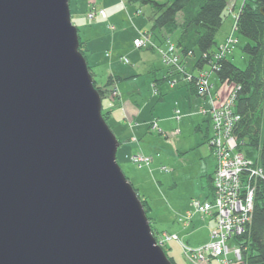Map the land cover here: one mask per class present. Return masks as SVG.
Listing matches in <instances>:
<instances>
[{
    "label": "water",
    "instance_id": "1",
    "mask_svg": "<svg viewBox=\"0 0 264 264\" xmlns=\"http://www.w3.org/2000/svg\"><path fill=\"white\" fill-rule=\"evenodd\" d=\"M79 47L69 0H0V264H172Z\"/></svg>",
    "mask_w": 264,
    "mask_h": 264
},
{
    "label": "rangeland",
    "instance_id": "2",
    "mask_svg": "<svg viewBox=\"0 0 264 264\" xmlns=\"http://www.w3.org/2000/svg\"><path fill=\"white\" fill-rule=\"evenodd\" d=\"M111 1H108V4ZM123 1L126 3L135 24H141L146 28L152 26L149 17L152 15L153 10L151 6L142 5L141 2L138 5H133L131 0H115L118 5L116 11H118L120 18L119 28L122 29L116 36L119 42L128 48L133 40L134 30H132L129 19L123 11L126 10ZM244 1L227 0L224 23L217 34L216 46L213 48V51L216 52L227 38L230 36L237 38L239 44L228 57L241 70H245L248 65V56L243 52L247 40L235 31V25L237 15ZM86 2L87 0H69V9L70 13H72L74 26H78L82 33L87 30V38H90L91 42H93L91 38V29L93 28L108 29L111 34H115L117 32L116 25H112L109 19L108 22H90L87 19ZM100 3L101 1L98 0V6H100ZM140 7L144 14L142 17L137 18L134 13ZM127 25L130 30L126 29ZM177 36L172 38L171 43H176ZM106 44L107 41L103 40L101 43L102 52ZM167 46L168 43L163 44L161 50L165 51ZM79 51L82 54L80 47ZM194 51V56L185 59V72L198 76L200 72L195 70V63L201 57V53L197 48ZM131 59L137 64L143 63L149 70L143 72L142 76L127 81L119 87L124 101H130L128 105V116L130 119L127 123H122V127L117 125L116 121L121 113L118 109L117 100L111 96H107L102 105V114L103 107L114 110L112 117L110 116L108 121L103 118L120 144L118 159L121 169L128 181L132 183L130 184L134 189L148 202L149 208L147 211L144 209L146 215L154 220L153 227L155 230L159 232L168 231L182 237L183 234L187 236V233H189L191 234L192 245L197 243H200L199 245L206 244L211 239V232L217 227L214 224L215 221H212L214 217L211 216V213L205 215L198 212L195 213L190 221V228L180 224V220H176L193 209V200L201 201L205 199L208 190L207 176L211 175L216 169V162L211 157V150L206 142L207 136L212 135L211 121L209 117L203 116L202 112L198 111L197 114L193 112L190 115L185 112L186 98L182 94V91H186L184 75L178 73L170 74L169 69L162 62V55L159 50H142L131 56ZM210 70V66L205 67V71ZM96 72V80L101 86L106 82L108 75L103 68L97 69ZM168 76L175 83V86L172 87V85L164 81ZM210 81L215 84L213 94L219 93L220 100L218 102H224L231 92L232 86L221 84L215 74L210 77ZM154 85H156L155 88L153 87ZM139 91L141 92L140 97H133ZM176 103L179 104L183 114L180 121L177 122V119L161 121L156 118V113L161 107L166 104L174 107ZM156 119L160 129L163 130L162 134L159 131H150L144 125L131 129L129 127L130 124L153 122ZM168 134L169 138H167ZM133 136H137L139 140V143L132 147L135 151L131 147L130 149L126 147L127 149L123 152L122 146L126 145L124 140L128 141L131 137V140H133ZM127 137L129 138L127 139ZM121 142L123 143L122 146ZM136 153L150 156L152 158L151 166L139 168L124 157L125 154ZM164 168L170 171L166 172ZM194 230L196 231L195 233ZM179 244L180 241L177 239L176 243L165 248L169 256L168 259L172 264H222L217 260L213 263L212 257L208 254L203 255L201 252L196 255L198 258L195 255L192 257L186 253L183 254ZM170 246H172L171 249ZM227 246L229 258L233 259V249L235 247L238 248V243L235 240L230 241ZM231 264L239 263L233 261Z\"/></svg>",
    "mask_w": 264,
    "mask_h": 264
},
{
    "label": "trees",
    "instance_id": "3",
    "mask_svg": "<svg viewBox=\"0 0 264 264\" xmlns=\"http://www.w3.org/2000/svg\"><path fill=\"white\" fill-rule=\"evenodd\" d=\"M138 1L142 5L151 6L153 13L149 18L152 24L150 32L161 42L178 35L176 44L184 60L195 55V48L200 51L201 57L195 63V70H198L200 74L196 76L178 73L184 75L186 91L191 97L206 96L209 86L215 89L214 83L209 84L213 74L217 76L221 84L232 86L228 96L232 92L235 94L234 106L242 117L238 126L234 128L233 134L240 143L245 145L246 157L258 160L264 171V16L261 12L264 6L263 0H245L237 15L235 31L247 40L243 48V52L248 56V65L245 70L239 69L221 50L216 51V54L213 51L217 34L224 23L227 0H163L165 3L154 0H131L132 4ZM78 31L81 52L87 58V55L93 54V50L87 47L81 29ZM234 38L230 36L227 42ZM215 55L218 59L214 60ZM206 66H210L211 70L205 71ZM89 69L94 78L95 87L104 101L107 96H110L112 92L110 89L122 80L109 77L107 83L100 87L96 80L95 69L91 66ZM216 95L218 97L216 104L226 103L227 98L224 102H218L219 93ZM108 109H103L106 121L110 119L112 113ZM151 131L157 130L151 129ZM130 139L124 140L126 145L122 146L121 142L123 152L127 149L126 147L130 149L137 145L131 143ZM132 149L135 151L134 148ZM213 180V174L207 176V200H213L215 192ZM259 186L252 224L247 228L245 235L236 236L234 239L238 243V248L244 252L242 264H264V180L259 183ZM143 205L146 210L149 208L146 200L143 201ZM149 221L153 231L157 233L158 231L153 227L154 220L149 218ZM234 240L229 239L227 242Z\"/></svg>",
    "mask_w": 264,
    "mask_h": 264
},
{
    "label": "built area",
    "instance_id": "4",
    "mask_svg": "<svg viewBox=\"0 0 264 264\" xmlns=\"http://www.w3.org/2000/svg\"><path fill=\"white\" fill-rule=\"evenodd\" d=\"M103 18L105 11H100ZM94 15H90L93 18ZM137 47L143 45L141 39L135 41ZM213 118L218 131V137L213 141L214 154L218 160V171L216 174V204H200L194 202L195 213L210 214L213 209L218 211L217 228L213 234L214 242L206 249L188 251L190 256L208 254L215 258L225 253V246L229 239L245 233L247 223L251 221L254 213V202L257 193V183L264 180V172L245 159L241 154L234 153L235 142L229 139L234 127L239 123L241 117L234 115L230 105L213 110ZM136 163L149 165L150 160L144 157L135 158ZM165 241H171L176 237L163 236ZM236 257L241 260V252H236ZM196 258H198L196 256Z\"/></svg>",
    "mask_w": 264,
    "mask_h": 264
},
{
    "label": "crops",
    "instance_id": "5",
    "mask_svg": "<svg viewBox=\"0 0 264 264\" xmlns=\"http://www.w3.org/2000/svg\"><path fill=\"white\" fill-rule=\"evenodd\" d=\"M100 1H101L100 6L105 7L108 10L109 22L112 25H116L115 27L117 28V32L115 34H113L114 40H112L111 39L112 34L108 31V29L104 30V29H94L93 28V29H91V38L93 39V42H91V39L87 38V30H85L84 36H83L84 41L87 43V47L90 48L91 50H93V54L88 55L87 59H88L89 65L91 67H93L95 70H97L99 68H103V70H105V73L108 75V78L113 77V78L121 79L122 81L120 83L115 84V86L119 89V87L123 83L142 76L143 72L148 71L149 68H146L143 65V63L137 64L134 61H132L131 56L138 53V52H135L133 50L132 42L130 43V46L128 48H126L125 46L122 45L121 42H119V39L116 36V34L118 32H121L122 29L119 28L120 18H119L118 11H116V8L118 7V5L116 4L115 0H112L113 4H112V1H111V3L108 4V1H110V0H100ZM155 1L163 2V0H155ZM97 21H99V20H97ZM138 28L140 30L146 31V30L150 29L151 27L146 28L145 26L140 24V25H138ZM126 29H129L128 25H127ZM133 37H134V34H133ZM103 40L107 41V44H106V46L102 52L101 51V47H102L101 43ZM122 58L127 59L129 61V63L128 64L124 63L121 60ZM140 93L141 92L139 91V93L135 94L133 97H135V98H138V96L140 97ZM182 94L186 98L185 110L188 111L189 108L191 107L190 111L193 110L194 112H197L198 111V101H195V100L193 101V99L191 100V98H188L189 96L187 94V91H182ZM116 102L118 104V109L120 110V113H121V115L117 119L116 123H117V125L121 126L122 123L123 124L127 123V122H124V120H123L124 118H127L126 119L127 121L130 119L128 116V105H129L130 101L125 102L123 99V102L122 101H116ZM174 108L175 107H173V105L172 106L169 104L164 105L163 107H161L157 111L156 118L160 119L161 121H165L167 119H173ZM122 109H123V111H122ZM109 110L114 112V110L111 108H109ZM112 115H113V113H112ZM145 123H147V122H145ZM195 232L196 231L194 230V233ZM178 236L182 239V241L185 244L189 245L190 247H199V246L205 245V243L201 244V245H199L200 243H197V244H193V245H197V246H193L191 244V239H190L191 234H189V233H187V236L184 234H183V237L181 235H178ZM226 258H228L229 260L234 259V258L233 259L229 258L228 246L226 249Z\"/></svg>",
    "mask_w": 264,
    "mask_h": 264
}]
</instances>
